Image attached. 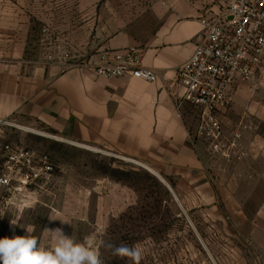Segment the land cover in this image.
Returning a JSON list of instances; mask_svg holds the SVG:
<instances>
[{
  "label": "crops",
  "instance_id": "0c3cea01",
  "mask_svg": "<svg viewBox=\"0 0 264 264\" xmlns=\"http://www.w3.org/2000/svg\"><path fill=\"white\" fill-rule=\"evenodd\" d=\"M224 2L116 0L105 8L108 17L104 20L100 7H88L92 17L68 29L69 52L53 55L57 64L32 65L22 55L6 58L1 51L0 122L21 121L142 163L169 184L177 200L162 182L187 214L188 223L213 221L221 206L213 157L194 137L198 120L192 123L190 119L192 106L183 103L178 111L174 95L179 91L177 69L192 55L202 31L200 18L210 10L218 11ZM76 8L85 10L82 3ZM131 45L141 49L142 65L158 75L155 82L130 75L104 77L81 65L104 47L121 50ZM64 61L80 66L60 64ZM257 86L256 82L238 85L234 104L224 118L228 129L244 122L246 108L251 110L246 96L257 92ZM262 103L259 100L252 106L258 117L263 113ZM246 128L244 157H263L264 136L258 133L248 139ZM197 213L200 217H194ZM237 216L253 222L254 250L244 241L238 247L230 245L226 250L233 252L235 260L221 264H264V204L252 217L242 209ZM231 234L227 231L226 237Z\"/></svg>",
  "mask_w": 264,
  "mask_h": 264
},
{
  "label": "rangeland",
  "instance_id": "374dc122",
  "mask_svg": "<svg viewBox=\"0 0 264 264\" xmlns=\"http://www.w3.org/2000/svg\"><path fill=\"white\" fill-rule=\"evenodd\" d=\"M115 1L0 0V52L6 58L22 55L32 65L57 64L55 56L69 52L68 29L92 17L88 7H100L104 20L108 17L105 8ZM81 3L84 11L76 8ZM255 91L246 96L251 106L244 119L248 139L258 133L264 136V83ZM259 100L263 101L261 117L252 107ZM193 110L192 123L198 120ZM22 124L26 126L21 121L0 122V140L49 153L53 177L29 206L0 212V239L25 236L26 228H32L38 243L50 247L49 230L61 228L76 242L92 237L101 264H134L128 257L113 255L110 246L140 247L139 264L232 262L235 255L226 247L241 246L242 241L254 250V224L239 220L237 211L242 209L252 217L264 204V156L229 161L213 157L214 185L221 197L219 213L211 222L197 219L190 224L162 182L137 163L104 149L74 145L47 129L33 127L47 135L21 129L18 125ZM227 231L233 233L231 238L226 237Z\"/></svg>",
  "mask_w": 264,
  "mask_h": 264
},
{
  "label": "built area",
  "instance_id": "2783aa9c",
  "mask_svg": "<svg viewBox=\"0 0 264 264\" xmlns=\"http://www.w3.org/2000/svg\"><path fill=\"white\" fill-rule=\"evenodd\" d=\"M190 58L177 69L176 109L189 103L198 112L194 137L212 157L240 160L246 125L241 120L229 129L224 118L240 84L264 83V0H225L218 11L200 18ZM64 66L76 65L69 61ZM104 77L130 75L155 82L159 77L142 65L136 45L121 50L104 47L82 62ZM54 164L47 152L0 140V212L27 207L52 181Z\"/></svg>",
  "mask_w": 264,
  "mask_h": 264
},
{
  "label": "clouds",
  "instance_id": "9594fccd",
  "mask_svg": "<svg viewBox=\"0 0 264 264\" xmlns=\"http://www.w3.org/2000/svg\"><path fill=\"white\" fill-rule=\"evenodd\" d=\"M10 223L15 225L17 221L11 220ZM26 231L25 236L0 239V264H101L92 237L76 242L61 228H56L49 230L53 242L50 247H45L32 235V228H26ZM110 247L113 255L128 257L134 264H139L142 257L140 247Z\"/></svg>",
  "mask_w": 264,
  "mask_h": 264
},
{
  "label": "bare ground",
  "instance_id": "6f19581e",
  "mask_svg": "<svg viewBox=\"0 0 264 264\" xmlns=\"http://www.w3.org/2000/svg\"><path fill=\"white\" fill-rule=\"evenodd\" d=\"M18 127L21 128V129H25V130L31 131V132H33V133H38V134H44V135H47V133H45V132H43V131H40V130H37V129L31 128V127L25 126V125H23V124H22V125H18ZM60 139H62V138H60ZM62 140L69 141V142H71V143L74 144V145L81 146V147H85V148H88V149H91V150H96V151L99 150V149H97V148H95V147H91V146H88V145H84V144H81V143H78V142H74V141H71V140H66V139H62ZM117 156H119V155H117ZM119 157H121V158H123V159H126V160H130V161L135 162V163H138V162H136V161H134V160H132V159H129V158H127V157H123V156H119ZM138 164H139V165H142V166L148 168L150 171H152V169L149 168L148 166H146V165H144V164H142V163H138Z\"/></svg>",
  "mask_w": 264,
  "mask_h": 264
},
{
  "label": "water",
  "instance_id": "95a60500",
  "mask_svg": "<svg viewBox=\"0 0 264 264\" xmlns=\"http://www.w3.org/2000/svg\"><path fill=\"white\" fill-rule=\"evenodd\" d=\"M151 172H153V174H155L161 180V182H163L167 186V188L170 190V192L172 193V195L174 196V198L177 200V198H176L175 194L173 193V190L171 189V187L169 186V184L160 175H158L154 171H151Z\"/></svg>",
  "mask_w": 264,
  "mask_h": 264
}]
</instances>
